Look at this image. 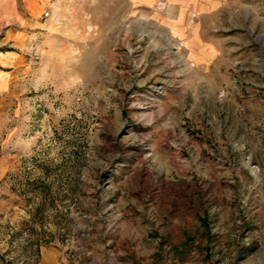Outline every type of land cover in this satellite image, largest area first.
I'll return each mask as SVG.
<instances>
[{
	"label": "rangeland",
	"instance_id": "rangeland-1",
	"mask_svg": "<svg viewBox=\"0 0 264 264\" xmlns=\"http://www.w3.org/2000/svg\"><path fill=\"white\" fill-rule=\"evenodd\" d=\"M35 7L0 23V264H264V0Z\"/></svg>",
	"mask_w": 264,
	"mask_h": 264
},
{
	"label": "crops",
	"instance_id": "crops-1",
	"mask_svg": "<svg viewBox=\"0 0 264 264\" xmlns=\"http://www.w3.org/2000/svg\"><path fill=\"white\" fill-rule=\"evenodd\" d=\"M47 0H0V23L10 24L12 21L28 20L37 14V4L46 2ZM21 33V32H19ZM12 30L7 32V36L12 35Z\"/></svg>",
	"mask_w": 264,
	"mask_h": 264
},
{
	"label": "built area",
	"instance_id": "built-area-1",
	"mask_svg": "<svg viewBox=\"0 0 264 264\" xmlns=\"http://www.w3.org/2000/svg\"><path fill=\"white\" fill-rule=\"evenodd\" d=\"M48 15V14H47ZM47 15H45V16H47Z\"/></svg>",
	"mask_w": 264,
	"mask_h": 264
}]
</instances>
